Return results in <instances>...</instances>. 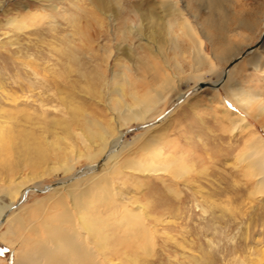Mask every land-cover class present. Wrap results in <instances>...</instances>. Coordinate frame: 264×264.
Listing matches in <instances>:
<instances>
[{
  "label": "rangeland",
  "instance_id": "obj_1",
  "mask_svg": "<svg viewBox=\"0 0 264 264\" xmlns=\"http://www.w3.org/2000/svg\"><path fill=\"white\" fill-rule=\"evenodd\" d=\"M162 1L167 0H0V202L7 213L0 224V264H14L13 250H31L16 245L17 238H34L19 228L17 217L36 226L43 217L51 220L68 197L59 204L48 186L78 180L103 159L107 146L97 145L95 155L85 153L62 167L60 152L50 148L54 143L67 152L71 144L82 150L73 129L96 123L112 128L113 138L122 132L128 146L120 161L149 163L152 157L140 146L154 140L164 157L161 166L184 172L175 178L120 168L121 174L110 177L126 192V209L142 205L135 213L145 229L138 218L123 221L118 206V218L106 219L105 264H259L264 258V192H255V180L236 160L248 152L251 137L264 138V115L257 117L258 103L243 110L225 86L195 90L197 82H218L231 72V88L264 102V0H224V14L211 23L204 2L170 0L207 54L196 70L187 54L191 43L179 19L172 17L175 24L168 25ZM128 27L134 29L126 35ZM251 49L258 69L242 55ZM121 74L130 80L123 86L124 104L132 105V95L158 92L149 105L151 122L158 125L153 131L146 133L149 118L120 127L112 110L119 92L111 77ZM160 114L170 117L158 123ZM232 122L240 125L237 130ZM113 209L105 205L100 212ZM10 225L12 247L2 239Z\"/></svg>",
  "mask_w": 264,
  "mask_h": 264
},
{
  "label": "bare ground",
  "instance_id": "obj_2",
  "mask_svg": "<svg viewBox=\"0 0 264 264\" xmlns=\"http://www.w3.org/2000/svg\"><path fill=\"white\" fill-rule=\"evenodd\" d=\"M192 1L198 4H202V2L205 3L206 8L209 11V18L206 19L207 23H211V19L215 15H223L225 12L222 7L224 0ZM160 6L162 7L164 14L170 17V20L167 22L168 25L175 24V22L172 21V17H174V19L176 18L177 20L179 19L178 25L180 26L181 32L191 43L187 54L193 63V68L195 70L198 69V67L203 65L205 60H207V54L203 52L201 40L195 37L196 34L194 33L191 23L182 15L174 1H162ZM138 14H140V12L136 10L135 15L139 16ZM133 29L134 27H128V30H125L126 35L130 34ZM121 33L124 35V30H122ZM126 35L124 37H126ZM126 52L127 59H130V49H126ZM255 52L256 51L254 49L247 51L244 58L248 65L252 66L254 69H258L259 57ZM230 73L231 72L227 74L224 73L221 80L218 82H197L195 86L196 92L201 91L203 88L216 89L215 87L225 86L229 92L231 91L230 95L232 96V99L243 110L247 111L251 106L253 107L255 103H258V107L256 106L255 108L257 117L264 115V102L260 101L257 96L244 93L237 88L233 89L230 87V84L233 82ZM127 75L121 74L111 77L113 85H116V91L118 90L119 92V100L115 101V104L112 108V110L116 113L117 121L120 122V127H122L125 125V123L131 120H145L149 118V123L146 125L149 127L146 129V133L153 131V129L158 127V125L151 122L153 117H149V114L152 110L149 105L152 102L155 103L158 92L154 91L153 97L152 95L150 97L145 95L142 98H136L132 95V105L122 103L121 98L123 96V86H126L128 83H130L129 76ZM155 80H157V77H155ZM200 84H206L207 86L199 87ZM168 117H170L169 114H160L156 116L158 120L157 122L165 123ZM88 121L90 122V120ZM152 121H154V119ZM85 124L89 123L87 122ZM232 124L233 130H237L238 126H240L236 122H232ZM88 126V128L84 127L85 130L80 129V131H78L79 128L73 129V131H75L74 135L80 141L78 142L83 145L82 150H76L71 144L69 145L67 152H63L60 146L57 144L53 143L51 146H49L52 148L53 152H60L61 163H57L62 167H64L68 162L72 163L73 160L81 158L85 155V153L95 155L96 153L94 149L97 145L103 147L107 146V151H105L103 159L99 162V164L86 167V169H84L86 171L84 172L83 176L78 180H71L69 183L59 182L57 185L51 187L48 186V190H52L54 192V198H56V201L59 204L63 203V195L68 197L63 210H61L58 214L53 215L50 218L51 220L43 217L40 219V226H36V224H33L34 222L32 223L30 221L26 224H23L25 222L24 219L17 217L15 221L19 228L24 232L31 231L34 238H29V240H20L17 238L16 241L14 240L15 237L12 239L14 233L10 231H15V228L12 225L6 228L2 239H9L7 242L11 247L14 246L16 241L17 246L25 243L29 248H31V250L26 253H22L21 251L18 253L17 250H13L15 256L13 260L14 264H105L104 251L106 250L105 241L107 233H105L107 227L106 219L118 218L117 215L120 214L118 206L123 209L124 214L121 216L123 221H125V219L136 220L138 218L139 226L141 229H145L142 220L139 218V214L135 213L143 209L142 205H136L132 211L126 209V202L122 198L126 192L123 193L122 190L115 187L113 185L114 183H112L110 180V177L121 174L122 172L119 170L120 168L131 170L134 173H146L152 175L169 173L175 178H179L184 175V172L176 168L172 169L161 166L163 155L153 148L154 140L149 143L145 141L140 146V150L142 152H145L146 154L150 155V157H152L149 163H142L138 158L123 159L120 161V151L123 152L128 146L122 140V132L119 131L117 137L113 138L111 136L114 134V131L108 126L106 128H97V126H99L97 123L89 124ZM157 130H159L161 133L163 129L158 128ZM159 131L157 134H159ZM155 134L154 138L157 135ZM247 149L248 152L244 156L240 154L236 157V160L237 162L243 164L244 169L248 171V175L250 176H247L252 177L255 180V192L261 194L264 192V138H262L260 135H257L253 138L251 137L247 141ZM153 159L157 160L158 163L154 162ZM20 182H23V180H20ZM17 188L20 189V187ZM29 190H31V188L23 189L22 195L25 196ZM105 205L111 207L114 206L115 209H113L109 214H103L100 212V207H104ZM3 210L4 204L0 202V224L3 223V220L7 214L3 213ZM41 211L44 212L43 210ZM127 233H131L130 236L136 237V234L132 235L131 231H127ZM41 235L44 237V239H41ZM30 253L32 254L29 255ZM259 259V264L263 263L262 261H264V258L260 257Z\"/></svg>",
  "mask_w": 264,
  "mask_h": 264
},
{
  "label": "water",
  "instance_id": "obj_3",
  "mask_svg": "<svg viewBox=\"0 0 264 264\" xmlns=\"http://www.w3.org/2000/svg\"><path fill=\"white\" fill-rule=\"evenodd\" d=\"M255 46H257V45H255ZM255 46H254V47H255ZM254 47H251V48H254ZM242 55H245V53H243ZM240 57H241V56H240ZM238 58H239V57H238ZM236 59H237V58H236ZM236 59H235V60H236ZM232 62H233V61H232ZM230 64H231V63H230ZM230 64H229V66H230ZM229 66H228V67H229ZM205 86H207V85H206V84H200V85H199V87H205Z\"/></svg>",
  "mask_w": 264,
  "mask_h": 264
}]
</instances>
